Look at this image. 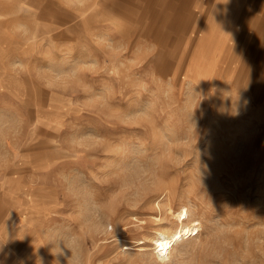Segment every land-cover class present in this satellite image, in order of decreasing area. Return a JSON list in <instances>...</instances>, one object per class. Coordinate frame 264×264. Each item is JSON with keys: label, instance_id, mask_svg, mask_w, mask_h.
<instances>
[{"label": "rangeland", "instance_id": "obj_1", "mask_svg": "<svg viewBox=\"0 0 264 264\" xmlns=\"http://www.w3.org/2000/svg\"><path fill=\"white\" fill-rule=\"evenodd\" d=\"M248 4L0 0V264H264Z\"/></svg>", "mask_w": 264, "mask_h": 264}, {"label": "bare ground", "instance_id": "obj_2", "mask_svg": "<svg viewBox=\"0 0 264 264\" xmlns=\"http://www.w3.org/2000/svg\"><path fill=\"white\" fill-rule=\"evenodd\" d=\"M193 1V0H192ZM27 8V7H26ZM46 8L47 9H50V7H48V6H46ZM46 8H40L39 10H38V12L41 10V12L40 13H42V12H46L45 11V9ZM32 11V10H31ZM33 12V11H32ZM30 14V13H29ZM32 14V13H31ZM83 17V16H82ZM66 18H68V16H66ZM72 19V18H71ZM67 22H69V20L67 21ZM59 24L60 25H63V23L62 22H58V26H59ZM110 25V24H109ZM58 26H56L54 29H56ZM78 27V26H77ZM197 86V85H196ZM155 251L157 250V253H158V255L161 257V254H162V251L163 250H165V251H167L168 249H172L171 248V246L169 245V242H167V240L166 239H164V238H158V239H156L155 240Z\"/></svg>", "mask_w": 264, "mask_h": 264}, {"label": "crops", "instance_id": "obj_3", "mask_svg": "<svg viewBox=\"0 0 264 264\" xmlns=\"http://www.w3.org/2000/svg\"><path fill=\"white\" fill-rule=\"evenodd\" d=\"M248 9L246 11V14L244 16V19H249L251 20V14H252V11L255 10V7L256 5L258 6L259 10H264V0H248ZM255 6V7H254ZM262 20H264V17L261 18ZM256 20V19H255ZM239 32H244V29L239 31Z\"/></svg>", "mask_w": 264, "mask_h": 264}, {"label": "clouds", "instance_id": "obj_4", "mask_svg": "<svg viewBox=\"0 0 264 264\" xmlns=\"http://www.w3.org/2000/svg\"><path fill=\"white\" fill-rule=\"evenodd\" d=\"M76 245H77L76 237L72 236L68 239V243L66 246L64 245V247H66L68 250H70V252H72L75 249ZM70 259L72 260V264H79L78 258L70 256Z\"/></svg>", "mask_w": 264, "mask_h": 264}]
</instances>
